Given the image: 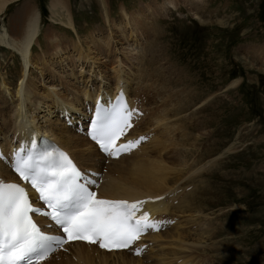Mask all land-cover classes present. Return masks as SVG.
I'll return each mask as SVG.
<instances>
[{"label": "rangeland", "instance_id": "374dc122", "mask_svg": "<svg viewBox=\"0 0 264 264\" xmlns=\"http://www.w3.org/2000/svg\"><path fill=\"white\" fill-rule=\"evenodd\" d=\"M49 1L15 0L0 15L1 31L2 24L9 30L13 27V14L26 2L41 12V30L27 53L26 69L18 52L0 45V136L7 139L22 124L15 116L21 101L29 112L36 106L34 122L61 131L65 124L57 108L70 106L68 99L84 88L89 91L92 83L98 85V70L112 76L113 86L118 66L133 77L130 91L142 106L162 103V108L172 104L178 107L179 114L172 118L178 123L160 130L159 138L178 142V148H169L167 157L179 158L181 167L186 168L183 178L174 184L182 191L174 195L193 190L189 200L193 207L173 211L184 214L179 217L182 225L177 230L187 234L188 249L163 236L171 227L159 232L163 237L147 239L156 244L148 256H143V264H158L154 256L159 253L171 260L169 264L183 258L189 264L195 260L264 264V0H65L72 28L52 21ZM49 29V35L59 40L53 42L47 37ZM84 55L89 57L83 59ZM27 86L36 91L28 99L18 92ZM52 91L53 96L47 94ZM75 99V108L82 111L83 104ZM48 105L52 110H47ZM148 123L146 115L137 129H153ZM68 132L74 133L70 128ZM148 148L141 158L152 154L154 147ZM98 159L94 156L93 163H101ZM127 161L110 165L134 169L126 165ZM101 165L108 173V162ZM117 174L122 179L129 175ZM169 174L170 179L177 175ZM136 177L142 179L143 175ZM179 197L175 205L184 198ZM160 245L168 249L161 250ZM109 260L119 261L116 255Z\"/></svg>", "mask_w": 264, "mask_h": 264}, {"label": "bare ground", "instance_id": "6f19581e", "mask_svg": "<svg viewBox=\"0 0 264 264\" xmlns=\"http://www.w3.org/2000/svg\"><path fill=\"white\" fill-rule=\"evenodd\" d=\"M12 1H15V0H0V15L3 13V11L7 7V5ZM48 6L50 8L51 18H52L53 22L57 23L59 21L61 24L64 23L65 26H68L70 28L73 27V20L69 18L68 13H67L70 11V8L66 4L65 0H50ZM124 13L126 14L125 11H124ZM142 15H145V12ZM12 22H13L12 23L13 27L10 28V30L5 26V24H2L1 31H0V45H4L8 49H13L14 51L18 52L20 54L22 60H23V63L25 64L24 66L26 69L28 67L27 53H29V51L32 49L34 43L38 39L40 30H41V12L39 11V9L37 7H34V5L26 2L25 4L22 5L21 8H19L15 12V14H13ZM49 31H50V29L47 31V33H48L47 37L49 39H53L52 40L53 42L59 40V38L57 36H50ZM80 51H81V49H80ZM82 53H84V52H82ZM87 57H89V56L88 55L82 56L83 59L87 58ZM126 58H130V57L126 56ZM150 58H151V56H150ZM131 59H132V61H134L133 58H130L128 60H131ZM42 61H44V60H41V62ZM150 61H151V59H150ZM42 63H45V62H42ZM120 63H118L119 66H120ZM152 64H149V65H152ZM118 69H119L118 66H117V70L116 69L114 70V67H113V70H114V73L112 71V73L114 74V76H113L114 85L113 86L111 85L113 82L110 83L111 78L109 79V77H112V76L110 75L108 77L107 73H106L107 74L106 75L105 73H103V71L98 70L99 75L101 76L99 84L95 85L94 83H92L91 86L93 88L90 89L89 91L87 90V88H84L79 94H76V96L74 98L68 97L69 99L67 102L69 103V105L72 106L71 108L77 107V104L75 103L76 97H78V101L81 102L84 106L85 101L94 100L98 95L107 94V91H108V93H112V92L115 93L117 91V89H119L120 87H123L130 94L131 99H135L132 96L131 91H130V89H131L130 86L133 84V81L131 80V78H133V77H131L130 73L128 72L130 75L129 76L130 80H129V77L127 75H125V73H123V71L121 72V69L120 70H118ZM123 69L125 70V68H123ZM140 69H141V67H140ZM151 69H153V68H151ZM149 70H146V71L148 72ZM153 70L155 71V69H153ZM152 71H150V72L152 73ZM131 72H133V71H131ZM134 76H135V74H134ZM142 76H143V73H142ZM156 76H158V75H156ZM159 76H160V74H159ZM96 77H98V76H96ZM24 78L25 77L22 78L21 82L24 81ZM154 82H156V81H154ZM152 86H154V85H152ZM137 87H139V89L142 90V86H140V84H138ZM145 87H147V86H145ZM158 88H159V86H158ZM134 89H133V91H134ZM146 89L147 88L143 87L142 91H146ZM148 91H150V90H148ZM18 92H20L19 96H21L22 98L26 97L28 99L29 94L34 93L36 91H33V88H30L27 86L26 88L20 87L18 89ZM48 93L53 96V94L55 92L52 91V92H47V94ZM85 96H86V99L83 100V98ZM44 97H47V95H45ZM57 100H59L58 97H57ZM171 100H173V99H171ZM54 101H55V99H53V102ZM42 102H44V101H40V103H42ZM62 102L65 103L64 100H62ZM164 103H165V100H164ZM162 106H163L162 103H160L159 105L158 104L152 105L151 108H148L146 106L147 111L149 109L148 114H146L147 112L145 113V116L146 115L148 116V122H149L148 124L154 125V127H152L153 129L148 130V131L144 130V129H140L139 131H137L136 130L137 128H136L135 130L132 131V134L137 135V134H140V132L148 133V132L153 131L154 133H153L151 139L148 142H146L145 144L141 145L137 150L132 151L129 154L122 155L117 160L110 161L111 163L117 164V163H122L123 161L128 160L126 162V165H131L132 167H135V168L134 169H127V168L122 169V167L124 166L123 164L119 165V166L109 164V166L107 168L108 173H105V175L103 177V179H104L103 184L100 187L101 195H106V196H110V197H123V198H135V197H144V196L151 197V196H155V195H161L162 193H166V191L171 192L173 189L177 188L174 186V184L179 182V180H181L183 178V176H184L183 174L185 172L184 169H186V168L181 167V163H180L181 161L179 160V158L174 159L172 156H170L168 158L167 155L171 153V152H168L169 148L170 149L171 148L172 149L178 148V147H176L178 142L177 143L175 142V144H173V142L176 140L172 141L171 138L170 139L164 138V140H163V138L162 139L159 138V135H160V130L162 131L164 129L165 130L169 129V125H171L170 128L174 127V122L177 120L176 119L173 120L172 118H174L175 116H177L179 114L178 113V107L176 106L177 107V109H176L174 104H172L170 106V108L169 107H167V108L163 107L162 108ZM172 106H174L175 109H171ZM80 107L82 109V106H80ZM35 108H36V106H34V108L31 107L30 112H29L26 109V105L23 101L18 103V107H17L15 116L16 117L19 116L21 118L22 124L16 126L17 129L14 130L15 133L20 132L21 134L28 135V134L32 133V131L34 130L33 129L34 125H41V127L36 128L37 131L42 132V131H44L43 129L48 130V132H50L53 135L55 140H57L58 143L64 145L66 148H68L78 158V160L83 165H84L85 160L82 161L84 159L82 157H85L86 159H88L91 166H96L95 164H93L92 159H93L94 155H99V154L94 149V145L87 138H85L84 136L81 137L80 135H77L74 133L71 134V132H68L69 128H66V126L63 127V129L61 131L56 132L53 129H51L50 126H48L47 124H44V125L48 126L49 128L43 126V124H41V123L38 124V123L34 122L36 118L32 114L35 112V111H33ZM51 108H53L52 105L51 106L48 105L47 110H50ZM78 109H79L78 110L79 112H84L83 110L80 111V108H78ZM24 110H27V112H23ZM30 115H32V116H30ZM28 116L31 117V120H29V121H28ZM144 117H142V118L144 119ZM26 123H27V126L28 125L31 126L32 124L33 125L31 127L29 126L30 128H26L27 127V126L25 127ZM177 123H178V121H177ZM199 124H200V121H199ZM204 125H205V123H204ZM178 126H180V125H178ZM190 126L193 127L192 124ZM197 128L199 129V127H197V125H196V129ZM146 129H149V127H146ZM165 134H167V133H165ZM195 138L197 139V136ZM195 143H196V140H195ZM178 145H180V144H178ZM148 147L149 148L154 147L153 152L151 151L152 154L151 153L146 154L145 155L146 159L141 158V156L143 155V153H145V151L147 150ZM171 151H173V150H171ZM173 153H174V151H173ZM137 156H140V158H138ZM98 161H99V159H98ZM150 161L152 163H149ZM178 163H180V164H178ZM86 166H89V165H86ZM96 168H98V167H96ZM120 171L122 173H129V175L127 177H125L124 179H122L118 174L116 177L115 176L116 172L120 173ZM0 172H2L3 174H10L9 171L6 169V167L1 163V161H0ZM172 172H173V174L175 172V174H177V175H175L176 176L175 178L173 177L172 179H170L169 173L172 174ZM187 172H189V171H187ZM139 174L143 175L142 179H139L136 177V175H139ZM129 176H131L132 178L127 179ZM181 184H185V182H181ZM189 184H190V182L186 185H189ZM178 187H182V186L178 185ZM182 193H183L182 195H181V193H180V195L176 194L177 197L180 196L179 197L180 199L182 198V196L184 197V198H182V200L179 202L178 205H174V203H173V201L177 198L173 194V195L166 197L162 201L155 202V203L151 204V210L155 214H158V215H161L164 213H169V214H171L172 217H178V216H176L178 214H176L173 211H176L178 209H181L183 211L184 210L187 211L188 206L190 208L193 207L191 205V203L189 202L190 198L193 195V190L190 192H182ZM149 202L151 203V201H149ZM171 212L174 214H172ZM182 215H184V214L181 213V215H179V216H182ZM181 225H182V223L178 224L175 228H174V226H172L173 228L171 230H167L165 234L163 233L164 234L163 236L167 237L168 239L171 238V239H174V241H178V245H180V247H182L183 245H184V247H186L187 243H185L184 237H186L187 234L184 233V231H182V230H180V231L177 230V227H180ZM159 236H160V233H156V234H153L151 236L146 237V240L149 238L154 239V238H157ZM163 236H160V237H163ZM172 244L173 243H170V244H168V246H170ZM168 246L166 247V246L160 245L159 249L162 250L164 247H166L168 249ZM67 249L71 250L73 252H71L70 255H68V253L65 254V253H63V251L60 250V251L54 253L50 258H48L46 261H44L43 263H40V264H143V256L144 255H142L141 257H134V256L130 255L127 251L104 252V251L96 249L94 247V245L85 244L82 242H75V243L69 244ZM186 249H188V248L186 247ZM176 253L177 252L174 251L173 255H176ZM113 255H116V257H117V259H119V261H117V260H111L110 261L109 257L113 256ZM163 255H164V253H162V254L159 253V254L154 256L157 258V261H158L157 263L158 264H165V263L169 264V262H171V260H167L168 257L165 256V258H164ZM175 258H177V255L175 256ZM188 259H190V258H188ZM180 264H189V263H187V261L184 260Z\"/></svg>", "mask_w": 264, "mask_h": 264}, {"label": "snow or ice", "instance_id": "6c2138e0", "mask_svg": "<svg viewBox=\"0 0 264 264\" xmlns=\"http://www.w3.org/2000/svg\"><path fill=\"white\" fill-rule=\"evenodd\" d=\"M130 116L126 106L119 103L111 110L97 109L92 138L102 150L112 149L125 129L131 127ZM132 146L134 142L129 141L120 149ZM112 154L117 155L118 150L113 149ZM15 171L36 189L39 199L50 209L44 214L69 240H99L102 248H126L142 232L156 227L155 222L149 221L148 213L136 216L142 201L97 199L87 182H79L81 173L63 153L57 158L47 151L30 152L18 158ZM39 212L23 187L0 180V264H35L51 251L50 241L62 242L60 237L46 235L33 221L30 213Z\"/></svg>", "mask_w": 264, "mask_h": 264}]
</instances>
